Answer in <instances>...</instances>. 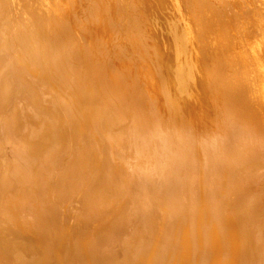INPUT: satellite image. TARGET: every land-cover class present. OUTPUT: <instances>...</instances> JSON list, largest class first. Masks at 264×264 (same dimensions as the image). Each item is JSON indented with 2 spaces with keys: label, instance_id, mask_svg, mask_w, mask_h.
Wrapping results in <instances>:
<instances>
[{
  "label": "bare ground",
  "instance_id": "6f19581e",
  "mask_svg": "<svg viewBox=\"0 0 264 264\" xmlns=\"http://www.w3.org/2000/svg\"><path fill=\"white\" fill-rule=\"evenodd\" d=\"M0 264H264V0H0Z\"/></svg>",
  "mask_w": 264,
  "mask_h": 264
}]
</instances>
